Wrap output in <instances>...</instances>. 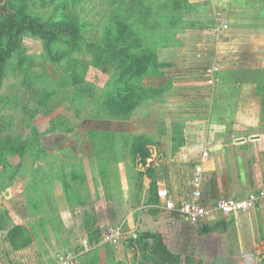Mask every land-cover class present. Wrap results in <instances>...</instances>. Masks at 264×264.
<instances>
[{"label":"rangeland","instance_id":"374dc122","mask_svg":"<svg viewBox=\"0 0 264 264\" xmlns=\"http://www.w3.org/2000/svg\"><path fill=\"white\" fill-rule=\"evenodd\" d=\"M14 2L28 15L39 18L42 22L74 26L81 31L82 36L78 45L74 42H61V40L54 44L53 53L55 56L61 57L57 63L49 60L43 49V44L39 40L24 37L21 41L22 49L16 50L6 62L0 84V143H5L8 138H12V141H16L17 144L30 140V147L22 156L8 157L7 160L12 167L0 169V204H4L5 208L8 209L11 224L26 223L27 219H32L31 223L33 220L34 223L40 221V225L43 226L42 230H44L48 228L45 223H52L53 227L56 225L52 221L59 223L58 212L54 211V206L60 207L69 204L72 207L73 201L66 199L68 197L67 192H69L66 187L67 179H64L66 176H76V181L79 178L84 179L85 183H78L76 192L79 196L85 197L84 192L88 191L94 197L97 189H100L104 194L97 171L101 161L107 160V156L104 155L97 160L96 149L92 147L89 132L114 134V148L118 150L116 156H119L118 159H124V162L115 166L111 163L109 167L110 170L114 169V173H116L115 169L118 173L123 167V173L126 175L125 168L127 165L130 167L131 162H129L130 157L126 152L122 155L127 150L123 148V144L126 140L131 141L133 135H138L136 131L139 133L141 130L139 125L133 126L132 118L143 117L145 114V107L141 108L140 106L128 120L93 117L98 106V96L102 90L109 92L112 84L106 82L108 76L104 74L101 77L105 80L98 81L93 76L94 72H92L91 67L87 70L85 77L95 82V91L89 92L82 85L80 87L83 94L77 93L75 98L71 100L74 96L73 87L66 84L67 76L71 72L68 62L75 61L78 67H82L91 60L92 54L86 50L84 43L95 44L100 42L104 26L111 16H115L116 11L118 16L125 18L126 23L131 28L137 30L141 27L136 26L135 15L142 14L140 12L145 11L146 6L151 8V21L159 22L158 16L161 15H171L175 20H179L176 27L170 31H165L164 27L153 22L156 26V32L164 37L168 46L162 48V53L156 61V65H161V69L158 68L157 71L148 70L141 79L143 87L155 90V93L144 102L147 107V103H158L165 89L157 90L148 86V82L146 86L145 80L148 81L155 76L160 77L163 70L171 69L178 54L176 48L182 45L183 35L197 24H210L213 23V20L229 19V23H233L236 19L233 13L236 12L231 8L237 5L239 1L237 0L233 4L232 0H14ZM176 2L179 3L178 8H173V4ZM244 3L248 4V1H242V4ZM167 4V8H161ZM231 4L232 7H230ZM216 13L218 14L216 15ZM149 33L141 32L140 34L137 33V36L146 42L149 40ZM156 39L153 36L150 41L157 44ZM240 78L245 79V81L247 79L244 75H236L233 79L239 81ZM254 79L252 80L254 81ZM29 83L31 86L28 85ZM212 83L214 84L212 87L214 91H221L226 88L224 85L226 82L221 81L222 85L216 79ZM45 91L53 92L48 100L41 101ZM35 109H40L37 114L30 113ZM46 109H51L50 113L44 114ZM25 112H27L26 115ZM100 142L103 146L106 144L104 141ZM137 169L142 172L144 170L140 166H137ZM142 192L144 193V187ZM129 199V201H133L131 197ZM94 202L93 205H85L82 209L77 208L76 210L79 211L77 213L82 219H84L85 212L89 213L90 216H96L95 224H97L99 214H96V211L101 212L102 210L98 205L99 200L96 199ZM142 208L143 206H137L134 203L131 206L135 214L134 222H130L131 226L136 227L134 233L129 232L135 228L132 226L131 230L127 228L126 222H123L127 215L126 209L104 208L107 224L105 230L119 227L123 231V239L115 245L106 242L103 238L105 230H101L98 224H91L92 235L88 234L87 230L86 236L80 234L78 231L79 216H75L76 210L73 213L70 209L71 219L69 221H72L74 226H70L69 231L70 239L74 240L73 245L70 249L65 245L66 249H63L62 245L55 243L54 264H63V261L57 260L58 256L63 259L69 258V264H81L83 252H93L100 245H109L110 250L115 252L117 258L126 264H137L136 261L133 262L132 257L127 256L128 249L125 243L129 238L136 237L137 233L148 228L168 233L169 244L174 253L196 257L195 259H201V261L203 259L205 264H215L213 261L208 262L207 258L202 257L206 254L199 253L202 248L198 242L194 241L197 239L195 235L199 225L192 227L190 224L184 223L181 218L178 220L166 219L163 215L157 214L158 211H161L160 209H151L152 206L147 207L145 211ZM41 216L43 217L42 220ZM158 216L161 222L154 227L151 221H154V218ZM138 221L140 225L137 227ZM57 227L61 229V227ZM0 232L5 235L4 231L0 230ZM33 236L34 234H31L30 239ZM42 238L44 241H48L49 237ZM49 239L51 242L53 241V238ZM97 239L98 242H94ZM51 242L43 244V249L51 248ZM230 245L232 246L233 243L230 242ZM29 246L21 250H26ZM238 256L239 261L235 264H245L243 257L240 254Z\"/></svg>","mask_w":264,"mask_h":264},{"label":"crops","instance_id":"0c3cea01","mask_svg":"<svg viewBox=\"0 0 264 264\" xmlns=\"http://www.w3.org/2000/svg\"><path fill=\"white\" fill-rule=\"evenodd\" d=\"M233 1L232 4L237 0ZM238 1L234 7L230 5L236 12L233 13L235 21L229 23V19H223L227 30H221L216 20L210 24H197L183 35L171 69L163 70L160 77L145 80V85L148 82V86L157 90L164 88L165 92L158 103L145 105L143 117L132 118L133 126L139 125L141 129L136 134L149 141L151 156L147 167L153 172L151 177L143 179L144 193L154 184L156 192L167 189L177 203L191 198L189 183L198 165L202 166L200 200L206 206L220 199L244 200L264 191V95H259L256 85L250 82L251 72L264 70V0H246L248 4H242L244 0ZM236 75L247 77V83L242 78L235 81ZM216 79L218 83L226 82L225 90L214 91L212 81ZM205 151L208 158L202 162ZM113 175L117 185L112 198L105 200L103 192L97 189L96 197L90 195L89 204L99 200L102 211H96V214H99L97 224L101 230L107 228L104 208L126 209L123 222L131 229L134 225L130 222H134L135 214L123 167ZM151 209L163 210V207L159 202ZM77 212L75 216H79ZM70 213L69 209H61L58 211L59 223L53 221L54 227L52 223H45L48 228L44 230L40 221L31 223L32 219H27L26 223L20 222L19 225L34 234L32 244L26 250L12 251L0 232V264H54L55 243L63 249H66L65 245L69 249L73 245L69 228L74 225L69 221ZM220 215L191 225L200 226L194 241L202 248L199 253L206 254L202 257L215 264H235L239 261L238 254L249 253L256 264H264V201L247 213ZM80 218L78 231L86 236ZM160 222L159 216L151 221L154 227ZM139 223H136L137 227ZM205 225L209 232L201 234L199 230ZM134 228L129 233H134ZM42 237L53 238V241L49 238L44 241ZM48 242L52 247L49 244L51 248L43 249V244ZM204 261L202 259V264Z\"/></svg>","mask_w":264,"mask_h":264},{"label":"trees","instance_id":"16d2710c","mask_svg":"<svg viewBox=\"0 0 264 264\" xmlns=\"http://www.w3.org/2000/svg\"><path fill=\"white\" fill-rule=\"evenodd\" d=\"M178 4V2L174 3L173 8H178ZM167 7L168 4L161 8ZM140 13L142 14L139 15L138 13L134 18L136 26L141 27V29L137 30L131 28L126 23L125 18L118 16L116 11L115 16H111L104 26L102 40L95 44L84 43L86 50L92 54L91 60L87 61L82 67H78L75 61L71 60V62H68L71 72L67 76L66 84L73 87L74 96L71 100L75 98L77 93H81L80 86L82 85L89 92L95 91V82L85 77L90 67L92 72H94L93 76L98 81L105 80L101 77L104 74L108 76L106 82L112 84L109 92L102 90L100 96H98V106L96 107L95 115H93L95 118L107 117L128 120L140 106L141 108L145 107L144 102L155 93V90L143 87L141 79H143L148 70L161 69V65H156V61L160 53H162V48L168 45L164 41V37L156 32V26H154L153 22L158 26L164 27L165 31H170L176 27L179 20H175L171 15H161L158 16L159 22L151 21L150 16L152 14L149 6H146V10ZM141 32H150L149 40L143 42L137 36V33L140 34ZM153 36L157 38V44L150 41ZM24 37H32L39 40L43 44V49L49 60L53 63H57L61 59V57H57L53 53L54 44L57 41L74 42V44L78 45L79 40L82 39L81 31L74 26L42 22L39 18L28 15L14 0H0V84L6 62L16 50L22 49L21 41ZM251 73L253 74L252 79L256 76L257 78L250 82L256 85L259 95H264V70ZM52 92L45 91L41 101L48 100ZM39 110L35 109V111H30V113L37 114ZM50 111L51 109H46L44 114H48ZM24 114L26 115L27 112ZM89 133L92 147L96 149L97 160L104 155L107 156V160L101 161L97 172H99L105 199L109 201L114 194L113 190L116 189L114 187L117 185L113 175L114 169L110 170L109 165L112 163L115 166L123 163L124 159H118L119 156H116L118 150L114 148V134L99 133L97 131H90ZM100 141H104L106 144L103 146ZM29 144L30 140L17 144L16 141H12V138H8L5 143H0V169L12 167L7 160L8 157L22 156L30 147ZM99 145L100 148L98 149ZM123 148L127 150L122 155L126 152L130 157L129 162H131V166L127 165L125 168V176L129 194L131 200H133L132 204L143 206V211L147 210V207L158 206L159 199L154 184L150 185L146 193L142 192L144 177H151L153 172L150 167H147V160L151 156L149 141L142 135H133L131 141L126 140L124 142ZM137 166L144 168L143 172L137 169ZM115 171L117 175V170L115 169ZM64 179H67L66 187L69 191L66 199L73 201V204L72 207L69 204L60 207L53 205L55 207L54 210L58 212L61 209H71L74 213L77 208H83L88 205L91 197L88 191L84 192L85 197L79 196L76 192L78 183H85L83 178H79L76 181V176L69 175ZM0 208V230L5 232V241L10 249L17 251L28 247L31 244V233L19 224H11L9 211L4 204H0ZM92 213L94 214V211ZM157 214L163 215L166 219L178 220L181 218L175 213L164 209L158 211ZM83 221L88 234H91L90 225L96 223V216H90L89 213L85 212ZM199 231L201 234H206L209 232V228L205 225ZM91 235L89 236L91 237ZM169 239V234L163 233V231L145 230L139 232L136 237H131L126 241L127 256L132 257L133 262L136 261L137 264H202L201 260L194 257L174 253L170 247ZM94 242H98V239ZM81 257H83V261H80L81 264H126L117 258L115 252L110 250L109 245H100L93 252H83Z\"/></svg>","mask_w":264,"mask_h":264},{"label":"built area","instance_id":"2783aa9c","mask_svg":"<svg viewBox=\"0 0 264 264\" xmlns=\"http://www.w3.org/2000/svg\"><path fill=\"white\" fill-rule=\"evenodd\" d=\"M221 30H227L228 26L223 19L217 20ZM208 158V152L205 151L202 156V162ZM202 174V166L198 165L193 176L190 179V185L192 187L191 198L177 203L170 195L169 191L162 188L157 191L159 202L161 203L164 210L175 213L180 216L184 221L190 225H197L205 221L212 220L216 214H222L224 216H230L238 213H247L256 206L264 201V191L256 194L249 195L244 200L236 199H220L212 205L206 206L201 202V192L199 190L200 179ZM103 238L112 245L117 244L119 240L123 239V231L121 228H110L103 232ZM246 264H256L254 262L253 255L243 254L242 255ZM58 261H63V264H69L70 259H63L60 256L57 257ZM56 261V260H55ZM62 264V263H61Z\"/></svg>","mask_w":264,"mask_h":264},{"label":"water","instance_id":"95a60500","mask_svg":"<svg viewBox=\"0 0 264 264\" xmlns=\"http://www.w3.org/2000/svg\"><path fill=\"white\" fill-rule=\"evenodd\" d=\"M252 138H258V137H252Z\"/></svg>","mask_w":264,"mask_h":264}]
</instances>
